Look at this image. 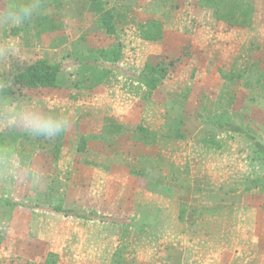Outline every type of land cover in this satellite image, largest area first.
Returning <instances> with one entry per match:
<instances>
[{"label":"crops","instance_id":"obj_1","mask_svg":"<svg viewBox=\"0 0 264 264\" xmlns=\"http://www.w3.org/2000/svg\"><path fill=\"white\" fill-rule=\"evenodd\" d=\"M104 1L115 15L117 33L109 35L96 25L97 31L102 37L110 38L112 43L116 41L111 48L122 46V58L113 65V72L108 79L93 89L76 85L86 79L81 80L80 66L76 64V59L90 49H95L92 47H98V40L90 36L89 40L81 43L78 42L81 34L70 35L62 28H50L45 34L41 33L40 26L47 20L66 23L69 16L64 15V11L58 10L51 18L36 16L22 28L0 30V41L14 39L22 44L24 62L19 63L21 68L41 59L58 62L53 61L48 53L59 55L58 53L67 51L73 54L70 56L72 61L64 63L66 71L62 75V86L26 88L22 95L6 94L0 97V101L29 98L60 112L70 109L72 125L75 124L79 131V141L81 142L80 137L84 138L83 151H77L78 143L73 156L74 160H81L80 164L67 166L70 173L72 170L74 178L80 172L79 177L85 181L81 172H89L87 166L91 165L94 170H90L96 180L100 181L99 175H103L104 181H108L119 169L111 168L107 171L102 168L101 160H128L124 161V168L127 167L128 172H132V169L142 170L140 167H144L145 162H138L149 160V165L144 170L158 168L165 171L164 175H169L171 168L167 171L166 163L161 169L159 160H175L174 156L178 155V151L185 153L188 160H208L210 151L220 154L219 150L223 149V145L218 147L214 144V147L206 142L196 141V136L189 133L196 132L216 140L219 133H231L226 126L221 125L223 122L231 124L234 121L241 124L245 131L256 138L258 136V140L264 144V67L259 58L263 48V30L261 23L253 25L255 18L251 11L236 18L232 14L235 18L232 21L226 15L219 16L214 8L200 6V0ZM90 4L91 0H88L83 4L74 2L73 6L76 8L84 5V17H87ZM118 5L123 6L124 11L118 12ZM76 18L78 19L77 16ZM120 20H123L122 24H119ZM153 20L163 23L162 39H142L139 26ZM47 34H50L51 42L46 39V44ZM187 46L188 56H184ZM89 47L91 48L88 50ZM151 55L166 56L167 60L181 58L183 63L162 81L150 98H146L147 89L137 79ZM255 66L261 72L260 84L248 86V73ZM10 69V63L0 65V75L6 74L9 83L13 77ZM233 73H242L245 78H224L225 74ZM65 74L70 77L65 78ZM4 78L0 76L2 81ZM174 101H178L180 107L173 108ZM235 107L241 108L242 112L233 119L231 112ZM177 132L184 137L175 138L174 134ZM67 133L54 141H33L25 136L18 142V149L23 154L30 155L44 173L42 187L45 192L40 193V206L25 207L30 205L17 204L16 207H0L1 211L4 208L11 211L9 217H6L11 222L10 230L0 231V264H45L49 253L58 255V264H90L92 261L103 264L107 261L108 227L105 222L76 218L54 210V201L62 205L64 202V209L77 208L84 214L89 206L73 203L69 197L70 192L74 193V183L61 194L67 193L66 198H58L61 189L56 181L61 177L48 171L49 166L54 168L57 162L54 155L63 148L61 144L65 142L64 136ZM249 144L251 151L253 143L250 140ZM90 160H99L101 164ZM171 164L169 161V167ZM108 172L112 174L108 175ZM17 186L20 190L17 195L22 198L25 196V185ZM233 186L235 187L234 182ZM4 188L7 192L3 193V198L13 200L7 188ZM79 192L89 199L95 195L92 191ZM106 194L107 192H100L97 195ZM93 236L96 238L93 239ZM139 245L140 242L137 246Z\"/></svg>","mask_w":264,"mask_h":264},{"label":"rangeland","instance_id":"obj_2","mask_svg":"<svg viewBox=\"0 0 264 264\" xmlns=\"http://www.w3.org/2000/svg\"><path fill=\"white\" fill-rule=\"evenodd\" d=\"M85 1L88 0H41L45 11L38 15L39 17L51 18L58 10L64 11V15L69 16L66 23L54 22V19L45 21L40 26L41 33L45 34L50 28H62L70 35L81 34L78 42L87 41L90 36L98 40V47L92 48H111L116 41L112 43L110 38L101 36L97 31L95 16L88 11L87 17H84V5L74 8V2L83 4ZM117 9L118 12L124 11L123 6L118 5ZM217 10L219 16L226 15L232 21L238 15H244L250 11L253 13L255 18L253 25L261 23L260 27L263 30L261 33L263 48L259 58L264 67V0H221ZM122 22L123 20H120L119 24ZM45 37L46 44L47 40L51 42L50 34ZM184 52V56H188V46ZM58 54L48 53V56L53 61L63 64L72 61L70 56L73 54L67 51ZM178 59L180 61L177 62ZM170 60H176L175 66L169 73L172 75L182 65L183 59L174 57ZM10 64V73H13L16 68H21L19 63L10 62ZM254 69L255 72H260L258 66ZM79 74L81 80L91 77L92 68L80 66ZM5 75L0 76L2 78L4 76L3 81H7L8 84L9 77ZM67 77L70 76L65 74V78ZM15 93L22 95L24 90ZM159 93L163 92L159 91ZM174 105L173 108L180 107L178 101H174ZM241 108L235 107L232 110L233 119L242 112ZM222 124L228 127L230 123ZM231 124L241 127V124L234 121ZM189 134L196 136V141L204 142L205 135H198L196 132ZM178 135H180L178 132L174 134L175 138H178ZM79 136L78 128L76 129L75 124L72 125L70 131L64 136L65 142L61 144L63 148L54 155V160L57 161L54 168L49 166L48 171L61 177L58 178L59 180L56 179L61 189L58 198L64 199V196L66 198L67 193L61 194L74 183L72 187L74 193H69L73 203L89 205L86 213L90 218L88 220L102 221L107 224L108 253L107 261L103 264H264V185L246 188L252 182L248 180H252L254 175L264 177V169L257 168L258 175L255 173L253 175L252 167L248 165L250 144L244 135L238 132L219 133L215 138H218L216 140L223 145V149L219 150L220 154L210 151L207 155L208 160H188L185 153L179 151L178 155L174 156L175 160H159L161 169L166 163V170L171 168L169 175H164L165 171L158 168L144 170V167L149 165V160H138L139 164L145 162L144 167H140L143 168L140 174L138 170L128 172V168H124L126 165L124 161L128 162V160H101L103 169L107 171L111 168L119 169L118 172L116 170V174L107 173L113 175L108 181H104L103 175H99L100 181L96 180L92 172L94 167H90L89 164L87 166L89 172H81L82 176H85L83 177L85 181L79 177L80 172L74 178L72 170L71 173L68 171L67 166H76V163L79 165L81 161L73 158ZM258 139L260 140L257 136ZM18 142H15L16 148H18ZM210 145L215 147L216 144ZM90 161L101 164L99 160ZM169 161L172 163L170 167ZM169 184L172 185L169 186ZM4 187L6 186L0 184V199L3 198V193L7 192ZM6 188L14 201L4 198V201H0V207H16L17 204L30 205L25 207L40 206V193L45 192L42 184L37 188L25 185L23 193L25 196L21 198L17 195L20 192L17 184L10 189ZM79 190L92 191L95 195L89 199ZM100 192H107V194L98 196ZM231 195H234L233 198L229 197ZM7 201H11L12 204H7ZM76 209L74 211L79 212V209ZM9 214L11 211H7L6 208L1 211L0 208V222L5 221ZM95 238L93 236V239ZM139 242L140 245L137 246ZM89 263L99 264L96 261Z\"/></svg>","mask_w":264,"mask_h":264},{"label":"trees","instance_id":"obj_3","mask_svg":"<svg viewBox=\"0 0 264 264\" xmlns=\"http://www.w3.org/2000/svg\"><path fill=\"white\" fill-rule=\"evenodd\" d=\"M221 0H200V6H206L217 10ZM218 11V10H217ZM89 12L96 17L97 25L100 29L105 30L109 35L117 33V27L115 24V15L111 9L106 7L104 0H91ZM239 23V22H237ZM244 23V22H242ZM141 37L148 41H158L163 37V23L158 20L149 21L139 26ZM122 58V46L116 45L109 49H90L86 54L79 56L76 59V64L79 66H89L92 68V75L85 79V81H79L76 85H81L87 89H93L100 84L104 83L110 74L113 72V65L118 63ZM166 56L151 55L148 57L146 65L143 71L138 76V82L146 87V98H149L153 91H155L162 81L169 75L171 69L175 66L176 60H167ZM179 60H177L178 62ZM252 69L254 71H252ZM248 73L247 83L248 86L260 84L261 72L252 68ZM65 70V65L61 62H50L46 59L38 60L24 68L15 69L13 77L10 83L7 84L5 94H12L16 91L24 90L26 88H46V87H60L62 86V75ZM224 78L228 80H234L236 78H245L241 73H233L231 75H224ZM251 80L253 82H251ZM223 125V124H221ZM227 125V124H226ZM220 128L223 126H219ZM230 132L242 134L248 140L253 143V149L250 151L248 157H250V166L252 167V173L257 174V168L264 169V144L257 138L245 131L242 127L235 124H229L227 127ZM178 138H183L182 134L178 135ZM25 137L19 133L8 134V138L14 142H18L19 139ZM77 151H83V137H80ZM204 142L210 144H216L221 147V143L217 142L213 137L203 138ZM135 171V169H132ZM143 170L138 171L140 172ZM150 171V170H146ZM254 178V179H253ZM252 182H248L247 189L260 187L264 185V177L254 175ZM0 201H4L1 198ZM7 204H12L11 201H7ZM56 212L65 213L66 215L75 216L82 219H90L89 215L74 210L64 209L62 203H56L54 205ZM1 241V239H0ZM1 243V242H0ZM45 264H58V255L55 253H49Z\"/></svg>","mask_w":264,"mask_h":264},{"label":"clouds","instance_id":"obj_4","mask_svg":"<svg viewBox=\"0 0 264 264\" xmlns=\"http://www.w3.org/2000/svg\"><path fill=\"white\" fill-rule=\"evenodd\" d=\"M43 11L41 0H0V30L22 28ZM21 49L17 40L0 41V65L23 63ZM6 86L7 81L0 80V97ZM72 122L70 109L60 112L29 98L0 101V184L10 189L16 184L40 186L45 180L39 164L16 148L8 134L19 133L33 141H54L69 131ZM10 228V221L0 222V231Z\"/></svg>","mask_w":264,"mask_h":264}]
</instances>
